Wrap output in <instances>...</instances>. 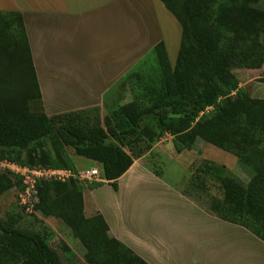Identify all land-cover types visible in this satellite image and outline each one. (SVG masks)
Here are the masks:
<instances>
[{
	"label": "trees",
	"instance_id": "obj_1",
	"mask_svg": "<svg viewBox=\"0 0 264 264\" xmlns=\"http://www.w3.org/2000/svg\"><path fill=\"white\" fill-rule=\"evenodd\" d=\"M160 1L181 26L175 61L170 63L164 43L157 42L153 52L158 74L141 83L145 100L133 98L103 118L97 107L45 113L22 14L0 10V162L7 159L77 174L69 147L101 163L103 179L116 189L117 178L134 161L125 147L168 134L180 153L200 140L234 155L247 180L224 173L223 166L204 163L219 175L222 198L210 196L206 208L187 190L181 192L207 212L264 241V153L208 125L250 98L232 69L257 68L263 62L264 9L252 6L258 0ZM244 114L249 118V113L237 117ZM258 115L264 121L262 112ZM103 183L73 177L43 181L35 209L70 228L85 248L87 263L149 264L110 234L100 213L85 216L83 189ZM15 185L22 188V177L0 171V196ZM200 187L197 183L193 189L198 192ZM20 221L15 210L0 220V264H9L11 257H19L22 264H63L44 237L20 227Z\"/></svg>",
	"mask_w": 264,
	"mask_h": 264
},
{
	"label": "crops",
	"instance_id": "obj_2",
	"mask_svg": "<svg viewBox=\"0 0 264 264\" xmlns=\"http://www.w3.org/2000/svg\"><path fill=\"white\" fill-rule=\"evenodd\" d=\"M0 10L22 14L47 115L89 106L101 109L104 104L116 103L120 97H125L123 86L127 85L129 74L146 60L157 42L164 43L169 61L171 52L167 49L174 41L180 43L181 26L160 0H0ZM45 18L52 23L48 30L53 28V32L47 37L51 48L56 47V39L73 41L75 45L83 39L77 27L80 23L74 24L76 21L89 28L85 33L89 39L103 40L104 36L114 33L121 37L116 45L101 42L100 52L96 51L95 55L88 53V49L85 54H90L92 61L85 60L91 61V76H81L80 69L71 68L72 60L67 57L85 55L83 53L47 59L48 89L51 81L57 82L56 72L70 77L72 72L81 78L78 85L86 89L84 94L75 95L81 100L80 104L58 108L46 102L45 78L40 61L38 63L41 55L35 36L40 29H35V23ZM100 31L103 33L99 34ZM59 51L55 49L52 53L56 56ZM175 58L172 56L171 64ZM261 122L264 121H250L244 114L227 118L223 123L211 120L208 125L264 153V132L260 131L261 127L258 129ZM89 160L101 167V163ZM238 169L241 172V168ZM101 180L102 185L82 191L85 216L100 213L110 234L149 264H264L263 240L245 227L207 212L164 175L155 174L143 164L133 161L117 178L116 189Z\"/></svg>",
	"mask_w": 264,
	"mask_h": 264
},
{
	"label": "rangeland",
	"instance_id": "obj_3",
	"mask_svg": "<svg viewBox=\"0 0 264 264\" xmlns=\"http://www.w3.org/2000/svg\"><path fill=\"white\" fill-rule=\"evenodd\" d=\"M252 6L264 9V0H258V2ZM48 22L49 19L46 20L45 18L39 20L38 23H35V29L40 28L38 30V34H35V36L36 39H38L36 40V46L38 47L39 54L41 55L39 57L38 63L40 61L43 69V76L45 78L46 87H44V94L46 102L50 101L58 108H65L80 104L81 100L76 98L75 95L78 92L84 94L86 89L78 85V83L81 82V78L77 77V75H73L72 72V77H70L69 74L65 76L63 72L61 75H59L60 72H56L58 75L57 82L54 83L51 81L52 85L48 89L49 82L47 83V75H49V72L47 71V59L51 57H56L59 59L65 54L67 55L74 52L85 54L88 49V53L95 55L96 51L100 52L99 46L101 42H107L116 45V42L119 41L121 37L120 35L118 36L114 33L112 35L104 36L103 40H99V38L98 40L89 39L85 34L90 31L89 28L84 23L76 21L74 24L80 23L77 25V27L83 34V39L77 41V45L73 44V41L56 39L58 41H56L57 45L54 42L56 47L51 48V46H49L47 37L49 33L52 34L53 28L48 30V25L52 24L51 22ZM165 31H167V29ZM101 33H103V31L99 32V34ZM167 34L168 33L165 32V35ZM173 43L174 44H172V47L167 49L168 52H171V60H174L172 59V56L175 58V52L178 48L177 46L179 41L178 43L175 41ZM55 49L56 51L60 49L56 56L52 53V51H55ZM90 54L67 56L72 60L71 68L74 69L75 67H78L81 71V76L92 75V64L90 63L92 61V57ZM87 58L91 61L87 62L85 60ZM97 58L99 57H94L93 59ZM104 60L105 59H103V61ZM173 63L174 61L172 64ZM134 70L135 71L132 75H127V85L123 86L126 92L125 97H120L116 103L107 105L104 104L102 105L101 109L96 106L99 109L101 118L104 116H110L113 110L118 109L121 105L131 101L133 98H137L138 100L140 99L142 101L145 100L142 97L143 89L141 88V83H145L150 77L157 76L158 74V67L154 53L152 51L149 52L146 60L143 63H139ZM232 72L239 79L240 85L244 87L249 93L250 98L245 103L236 105L223 115L214 117L212 122L214 121L217 123H223L227 120V118H231L232 116L237 117L243 113H249L250 116L248 119L250 121H255L256 119L259 120V112H262L264 116V58L261 65L257 68H233ZM90 107L94 106L84 107L81 109ZM52 109L54 110L56 108ZM48 110H51V108L49 107ZM150 123L156 131L160 129L156 122ZM227 129H230V127ZM258 129L264 132V122H261V125ZM258 133L260 136V132ZM147 143H150L151 145L149 148L146 147ZM67 150L75 165H77V175L83 173L86 169L98 168L101 170L99 164L75 154L72 148L68 147ZM125 150L133 155L134 161L143 164L156 174L164 175L168 181L175 184V186H177L180 190H187L192 195V197L199 200L198 202L204 204L206 208L208 207L210 196L222 198V189L219 175L213 172V170H208L204 163H214L219 166H223L224 173L231 174L232 176L243 181L247 180L245 171L238 164L234 155L200 140H197L192 149L177 153L172 145V136L165 134L157 136L151 140H143L132 144V146L125 147ZM24 160V158H21V161ZM22 165L37 166L31 165L29 163ZM238 167L241 168V172L239 171L240 169H238ZM0 171L8 174L9 177H11V174H9L1 165ZM98 178L99 180L103 178L102 172ZM191 183H194L193 186H191ZM197 183L201 185L198 192L194 191L193 189ZM20 193L21 187H17L15 185L0 196V220H3L6 213L10 210L19 211L21 215V221L19 224L20 227L38 231L44 237L46 242L58 252L63 264H90L87 263L83 257L85 248L79 239L74 237L70 228L59 218L52 216L45 217L40 213L39 210L35 209V205L32 209L27 210L25 207H23V205L20 204ZM9 264H22V262L19 257H11Z\"/></svg>",
	"mask_w": 264,
	"mask_h": 264
},
{
	"label": "built area",
	"instance_id": "obj_4",
	"mask_svg": "<svg viewBox=\"0 0 264 264\" xmlns=\"http://www.w3.org/2000/svg\"><path fill=\"white\" fill-rule=\"evenodd\" d=\"M0 165L5 170L10 171L14 176L22 177V188L20 193V204L27 210H30L38 203V186L43 181L59 180L64 182L69 178H77L80 181L84 180H99L101 173L100 169H86L81 174H74L69 169L53 168L49 166H27L19 163L2 160Z\"/></svg>",
	"mask_w": 264,
	"mask_h": 264
}]
</instances>
